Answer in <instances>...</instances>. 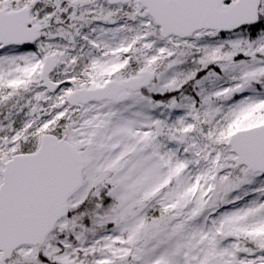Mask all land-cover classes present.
<instances>
[{"label": "snow or ice", "instance_id": "snow-or-ice-1", "mask_svg": "<svg viewBox=\"0 0 264 264\" xmlns=\"http://www.w3.org/2000/svg\"><path fill=\"white\" fill-rule=\"evenodd\" d=\"M0 264H264V0H0Z\"/></svg>", "mask_w": 264, "mask_h": 264}]
</instances>
